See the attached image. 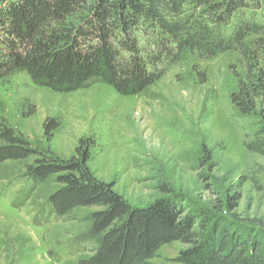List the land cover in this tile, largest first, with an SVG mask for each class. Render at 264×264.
<instances>
[{
  "label": "trees",
  "instance_id": "obj_1",
  "mask_svg": "<svg viewBox=\"0 0 264 264\" xmlns=\"http://www.w3.org/2000/svg\"><path fill=\"white\" fill-rule=\"evenodd\" d=\"M259 4L264 0H7L0 7V82L24 74L63 95L103 84L138 96L162 78L166 62L237 53L245 68L230 100L251 117L264 99V23L240 20L230 36L223 29ZM58 126L52 121L45 130L51 135ZM260 148L264 156V136ZM89 160L83 140L76 155L63 159L0 122V165L29 161L25 176L34 186L59 185L48 198V216L68 221L79 209H96L73 245L90 255L75 264H151L173 243L185 246L179 264H264V222L237 219V198L191 209L163 188L167 196L132 206L95 177Z\"/></svg>",
  "mask_w": 264,
  "mask_h": 264
},
{
  "label": "rangeland",
  "instance_id": "obj_2",
  "mask_svg": "<svg viewBox=\"0 0 264 264\" xmlns=\"http://www.w3.org/2000/svg\"><path fill=\"white\" fill-rule=\"evenodd\" d=\"M5 3L0 0V7ZM240 20L264 23V4L236 13L224 34L230 36ZM244 68L237 53L185 55L160 66L162 78L138 96L103 84L63 95L22 74L0 82V122L63 159L76 155L83 140L90 171L132 206L167 196L165 188L191 209L237 198V219L264 222V99L251 117L230 100ZM52 121L59 126L50 135L45 124ZM30 162L0 165V264H75L89 257L73 245L96 209H79L68 221L48 216V198L59 185L34 186L25 176ZM184 248L166 245L151 264H179Z\"/></svg>",
  "mask_w": 264,
  "mask_h": 264
}]
</instances>
